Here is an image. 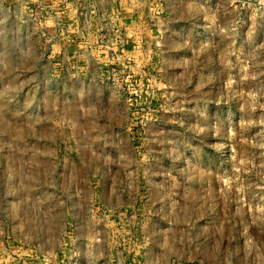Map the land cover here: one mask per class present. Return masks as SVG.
I'll return each instance as SVG.
<instances>
[{
	"label": "rangeland",
	"instance_id": "obj_1",
	"mask_svg": "<svg viewBox=\"0 0 264 264\" xmlns=\"http://www.w3.org/2000/svg\"><path fill=\"white\" fill-rule=\"evenodd\" d=\"M9 1L0 264H264V0H138L115 76Z\"/></svg>",
	"mask_w": 264,
	"mask_h": 264
},
{
	"label": "crops",
	"instance_id": "obj_2",
	"mask_svg": "<svg viewBox=\"0 0 264 264\" xmlns=\"http://www.w3.org/2000/svg\"><path fill=\"white\" fill-rule=\"evenodd\" d=\"M144 5L146 1L140 7ZM38 6L47 12L42 25L51 35L57 33L58 22L64 26L61 42L54 48L55 54L60 53L59 56L67 61L74 58L79 71L86 73L93 72L92 61L101 56L97 37L104 27L97 17H107L113 26L126 34L129 44L135 41L133 35L139 38L135 26L143 22L138 0H11L7 3L8 11L16 9L18 22L31 24L32 9ZM128 54L132 56L134 52L130 50ZM69 64L72 66L73 63Z\"/></svg>",
	"mask_w": 264,
	"mask_h": 264
},
{
	"label": "built area",
	"instance_id": "obj_3",
	"mask_svg": "<svg viewBox=\"0 0 264 264\" xmlns=\"http://www.w3.org/2000/svg\"><path fill=\"white\" fill-rule=\"evenodd\" d=\"M0 2H1V0H0ZM105 19H107V18H105ZM107 20H109V19H107ZM39 21H40V18L38 19V16H35L32 18V23L35 25L40 24ZM105 24H106V22H105ZM106 26H107L106 29L104 28L101 30V32H99L98 37H97V42H98V45L101 46V45H105L106 39L111 40V43L104 46V47L109 50L108 54H110V58L112 61L111 62L112 66L110 67V69H111V72L115 76L116 74L120 73V68L116 64V61L120 59V53L117 51V47L121 43H122L121 45H124L123 44L124 34H123V31H121V29L113 26L111 21L109 22V25L107 24ZM43 36L48 41H55V40L58 41V39L60 37L58 31L54 35H51V34L47 35V34L43 33Z\"/></svg>",
	"mask_w": 264,
	"mask_h": 264
}]
</instances>
